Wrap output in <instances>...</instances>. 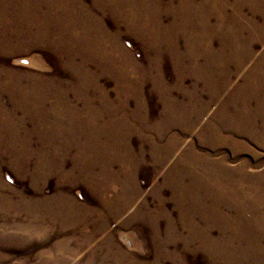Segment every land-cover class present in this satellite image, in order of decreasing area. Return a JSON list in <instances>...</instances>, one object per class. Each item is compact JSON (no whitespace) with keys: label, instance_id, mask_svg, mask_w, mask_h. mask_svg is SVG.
<instances>
[{"label":"rangeland","instance_id":"rangeland-1","mask_svg":"<svg viewBox=\"0 0 264 264\" xmlns=\"http://www.w3.org/2000/svg\"><path fill=\"white\" fill-rule=\"evenodd\" d=\"M136 3L0 0V264H264L263 11L239 69L235 32ZM204 166L242 184L219 213Z\"/></svg>","mask_w":264,"mask_h":264},{"label":"bare ground","instance_id":"bare-ground-1","mask_svg":"<svg viewBox=\"0 0 264 264\" xmlns=\"http://www.w3.org/2000/svg\"><path fill=\"white\" fill-rule=\"evenodd\" d=\"M143 2H144L145 10H149L150 8L157 9L156 3L159 7V0H143ZM136 4L139 5V0H137ZM66 6H67V3L65 5V8ZM245 6H247L251 10V12L255 15L260 13V11H263V16H264V0H179V4L177 6H173V8L175 9L176 12L179 11L181 16H186L188 28L191 29L192 30L191 32L194 33L193 37L189 38V43L192 45H196L198 43V40H200L199 38H197L198 35L203 38V42H205V44L206 43L211 44L210 39L206 38L204 34L209 35L210 32L211 33L218 32L219 34L220 33L224 34L226 37V41L222 44L223 47L225 48V47L231 46L230 48H232L234 46L232 44H229V34L232 32H235V38H234V35L232 36V39L234 38V44L236 46H243V47L234 48V51L232 52L231 57L234 60H236L238 68L242 69L244 64L248 60L253 59L255 56V52L253 51L254 45H253L252 40H245L243 38L244 31L245 29H247V25H245L241 21V15L244 14ZM138 17L140 19L145 18L144 21L150 20V18H146L142 14H139ZM213 18L215 21H212ZM73 20L75 22V18H73ZM249 24H250V27L255 28V32L257 31L258 33H260V34H254V35L264 42V24L262 26H258L256 25V23L251 22V21ZM67 32L74 33V29H67ZM154 32L155 31H153L150 36L153 41H156V37L153 35ZM77 40H78V37L75 40L76 43H77ZM170 48L175 49L174 43L172 40H170ZM240 48L242 51L239 52L238 50ZM207 53L210 54V52H207ZM176 58H180V56L177 55L175 56V60ZM259 63L264 67V51L263 53H261L259 57ZM259 63L256 65L255 70L257 72L259 71L260 78L264 79V71L262 70L263 67L259 66L260 65ZM223 74L226 75L225 73ZM224 82L227 85L229 83V80L227 79ZM94 122L96 121L94 120ZM214 136H215V142L217 143V145L220 144L221 142L226 141V139L223 138L217 131H214ZM204 169L207 172L209 179L206 182L203 181L201 187H203L204 189H207V191L209 189L208 191L209 194H213L211 193L212 189L217 186H220L221 188L224 189V191H227L228 193L232 195L237 194V193L232 192L233 187L236 189L239 188L240 190L242 189V184H238L239 180L237 181V179H235L232 185H228L229 179L224 177L226 173L223 170V168H218L217 170L215 168V172H212L211 167L209 166H206V167L204 166ZM238 172L245 173L246 175H248V173H246V170L243 167H240V170ZM259 181L260 180L257 178H254L253 180H251L250 181L251 187H252L251 192L249 194H245L242 192L245 196L238 194L237 197H235L237 200H240V203L244 210H248L249 207L251 208L254 207L252 200L245 199L246 197L251 196L253 193L255 195L262 196V193H264V191H260L258 189L260 185ZM213 195L215 196H213V206L211 207V210L215 211L216 213H219L221 212L219 210L220 208L218 207V203L220 201V198H219L220 195H218V193H215ZM202 202L203 200L201 199L200 203ZM252 209L256 211L258 210L256 208H252ZM207 210H210V209H207ZM207 210H204V213H208L209 211ZM256 211H254V215L259 216L258 218L261 221H264V214L258 215ZM250 229L252 230V232L254 231L253 226H251Z\"/></svg>","mask_w":264,"mask_h":264}]
</instances>
